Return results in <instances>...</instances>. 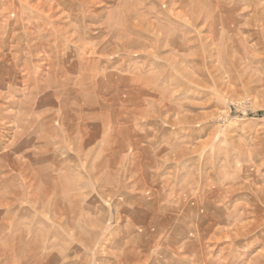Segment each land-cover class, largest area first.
<instances>
[{
	"label": "rangeland",
	"instance_id": "374dc122",
	"mask_svg": "<svg viewBox=\"0 0 264 264\" xmlns=\"http://www.w3.org/2000/svg\"><path fill=\"white\" fill-rule=\"evenodd\" d=\"M259 189L264 0H0V264H264Z\"/></svg>",
	"mask_w": 264,
	"mask_h": 264
},
{
	"label": "bare ground",
	"instance_id": "6f19581e",
	"mask_svg": "<svg viewBox=\"0 0 264 264\" xmlns=\"http://www.w3.org/2000/svg\"><path fill=\"white\" fill-rule=\"evenodd\" d=\"M262 190V189H261ZM260 189H259V191H261ZM261 192H264V191H261ZM237 223V222H236ZM261 223H263V222H261ZM252 224V223H251ZM257 227V226H256ZM254 230V229H253ZM250 232H251V230H250ZM254 232V231H253ZM211 238V237H210ZM263 240V239H262ZM264 242V241H263ZM261 256V255H260ZM262 258H264V257H262ZM256 259V258H255ZM261 260V259H260ZM263 262V261H262ZM261 264V263H260Z\"/></svg>",
	"mask_w": 264,
	"mask_h": 264
}]
</instances>
